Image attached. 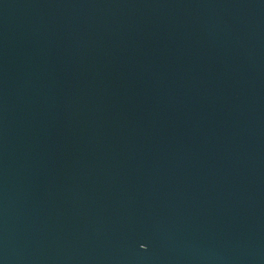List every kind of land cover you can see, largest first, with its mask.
Returning <instances> with one entry per match:
<instances>
[{
	"label": "water",
	"instance_id": "obj_1",
	"mask_svg": "<svg viewBox=\"0 0 264 264\" xmlns=\"http://www.w3.org/2000/svg\"><path fill=\"white\" fill-rule=\"evenodd\" d=\"M0 264H264V0H0Z\"/></svg>",
	"mask_w": 264,
	"mask_h": 264
}]
</instances>
